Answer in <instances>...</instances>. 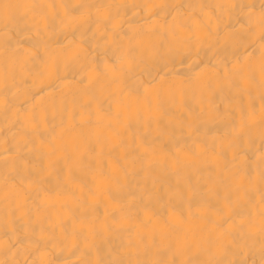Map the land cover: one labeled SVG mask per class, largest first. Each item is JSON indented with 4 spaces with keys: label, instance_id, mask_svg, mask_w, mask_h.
<instances>
[{
    "label": "bare ground",
    "instance_id": "1",
    "mask_svg": "<svg viewBox=\"0 0 264 264\" xmlns=\"http://www.w3.org/2000/svg\"><path fill=\"white\" fill-rule=\"evenodd\" d=\"M0 264H264V0H0Z\"/></svg>",
    "mask_w": 264,
    "mask_h": 264
}]
</instances>
